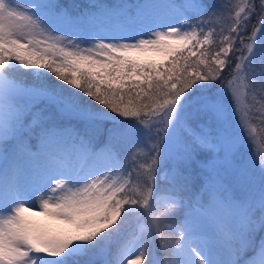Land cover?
<instances>
[{"label": "snow or ice", "instance_id": "1", "mask_svg": "<svg viewBox=\"0 0 264 264\" xmlns=\"http://www.w3.org/2000/svg\"><path fill=\"white\" fill-rule=\"evenodd\" d=\"M90 8L0 0V264H264V0Z\"/></svg>", "mask_w": 264, "mask_h": 264}, {"label": "rangeland", "instance_id": "2", "mask_svg": "<svg viewBox=\"0 0 264 264\" xmlns=\"http://www.w3.org/2000/svg\"><path fill=\"white\" fill-rule=\"evenodd\" d=\"M57 2L62 5L65 8H68L74 15L79 13V12H84V11H94L93 9L90 8V4L91 3H99V4H103L105 6H112L115 4H119V3H127V4H135L137 2H139V0H110L109 3H103L99 0H57ZM206 2L211 3L212 0H206ZM258 113H254V116H258ZM253 123L257 126L258 128V133H257V137L252 145V149L253 151H257L259 149V145L261 142H264V133L259 132V121L254 119ZM233 124H235V122H233ZM105 128L110 127V125L105 124L104 125ZM104 136L100 137V143L103 142ZM258 147V148H256ZM210 153H202L198 159L203 160V161H207V159H210ZM251 154L248 153H243L241 151L240 156L237 158V163H240L241 160H247L249 158ZM172 165L169 164L168 168H171ZM187 174H189L191 176L192 181L195 180L197 181V187L196 188H191L192 189V193L195 194L200 190L201 185L203 184V178L204 175L206 174V171L204 169H202L198 164L193 163L191 165L190 168L184 169L183 165L180 166ZM226 182L229 183L232 186V190H233V195L237 198L242 197L243 192L240 188V186L236 183V181L232 178V177H228L226 179ZM157 189H163L165 187H169V185L165 182V181H158L157 185H156ZM154 199V198H153ZM257 215H259V212L257 213ZM36 219H42L40 217H37ZM132 224V226H135V222L130 220V223L128 225V227Z\"/></svg>", "mask_w": 264, "mask_h": 264}, {"label": "trees", "instance_id": "3", "mask_svg": "<svg viewBox=\"0 0 264 264\" xmlns=\"http://www.w3.org/2000/svg\"><path fill=\"white\" fill-rule=\"evenodd\" d=\"M99 1H101V2H103V3H109V2H110V0H99ZM252 23L255 24L256 21L253 20ZM249 31H250V30H249ZM22 79H26V81H27L28 83H32V82H33V77H32L31 75H28L27 77H22ZM73 91H75V90L73 89ZM86 99H87V98H86ZM256 148H258V147H256ZM252 150H253V149H252ZM257 151H258V150H257ZM242 152H243V153H248V154H251V155H252V151L249 150V148H248L247 145L245 146L244 149H242ZM196 187H197V181L193 180L192 183H191V188H196ZM131 228H133L132 224L128 227V230H131Z\"/></svg>", "mask_w": 264, "mask_h": 264}]
</instances>
